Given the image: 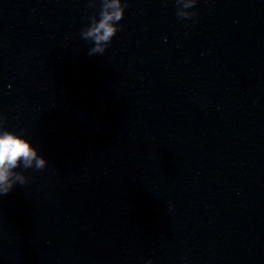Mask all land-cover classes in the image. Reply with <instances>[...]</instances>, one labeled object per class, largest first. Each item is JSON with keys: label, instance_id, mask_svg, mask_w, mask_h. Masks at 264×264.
<instances>
[{"label": "water", "instance_id": "1", "mask_svg": "<svg viewBox=\"0 0 264 264\" xmlns=\"http://www.w3.org/2000/svg\"><path fill=\"white\" fill-rule=\"evenodd\" d=\"M183 3L122 0L90 55L104 0H0V124L48 160L0 264H264V0Z\"/></svg>", "mask_w": 264, "mask_h": 264}, {"label": "clouds", "instance_id": "2", "mask_svg": "<svg viewBox=\"0 0 264 264\" xmlns=\"http://www.w3.org/2000/svg\"><path fill=\"white\" fill-rule=\"evenodd\" d=\"M196 0H184L183 7L188 8ZM125 6L122 0H104L98 19L94 20L84 29L81 35L85 39H91L92 47L89 54L103 53L114 35L121 28L120 21L125 14ZM178 16H184L177 10ZM48 160L41 153L33 139L23 130H14L0 124V194L9 192L17 183H27V177L17 168L42 169ZM147 264H153L149 259Z\"/></svg>", "mask_w": 264, "mask_h": 264}]
</instances>
